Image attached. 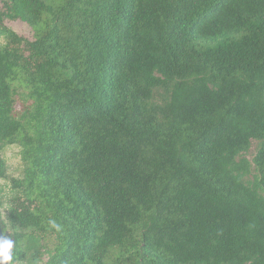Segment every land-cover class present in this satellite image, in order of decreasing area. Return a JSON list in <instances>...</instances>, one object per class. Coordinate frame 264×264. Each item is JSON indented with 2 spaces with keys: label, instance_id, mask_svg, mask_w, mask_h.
<instances>
[{
  "label": "trees",
  "instance_id": "obj_1",
  "mask_svg": "<svg viewBox=\"0 0 264 264\" xmlns=\"http://www.w3.org/2000/svg\"><path fill=\"white\" fill-rule=\"evenodd\" d=\"M0 20L15 264H264V0H0Z\"/></svg>",
  "mask_w": 264,
  "mask_h": 264
},
{
  "label": "rangeland",
  "instance_id": "obj_2",
  "mask_svg": "<svg viewBox=\"0 0 264 264\" xmlns=\"http://www.w3.org/2000/svg\"><path fill=\"white\" fill-rule=\"evenodd\" d=\"M5 25L12 28L17 34L27 38L32 39L33 33L31 28L25 23L17 21H4ZM2 42V41H0ZM13 110L14 113H19L23 106L27 103L24 98V93L21 89L15 95ZM258 142L252 140L251 146L248 152L245 154L248 159H251L256 152ZM2 158L5 162V177L0 178V212L2 217L5 218L8 212V200L11 197L12 190L10 186V179L20 178L23 174V166L19 156V148L15 145L6 146L1 152ZM48 257V251H44L42 254V260H46Z\"/></svg>",
  "mask_w": 264,
  "mask_h": 264
},
{
  "label": "clouds",
  "instance_id": "obj_3",
  "mask_svg": "<svg viewBox=\"0 0 264 264\" xmlns=\"http://www.w3.org/2000/svg\"><path fill=\"white\" fill-rule=\"evenodd\" d=\"M49 223L53 228H58L54 221ZM12 235L11 231L0 232V264H15L17 254L13 250L16 241L12 239Z\"/></svg>",
  "mask_w": 264,
  "mask_h": 264
},
{
  "label": "flooded vegetation",
  "instance_id": "obj_4",
  "mask_svg": "<svg viewBox=\"0 0 264 264\" xmlns=\"http://www.w3.org/2000/svg\"><path fill=\"white\" fill-rule=\"evenodd\" d=\"M3 26V22L0 20V29L2 28Z\"/></svg>",
  "mask_w": 264,
  "mask_h": 264
},
{
  "label": "water",
  "instance_id": "obj_5",
  "mask_svg": "<svg viewBox=\"0 0 264 264\" xmlns=\"http://www.w3.org/2000/svg\"><path fill=\"white\" fill-rule=\"evenodd\" d=\"M0 232H3L2 226H1V221H0Z\"/></svg>",
  "mask_w": 264,
  "mask_h": 264
}]
</instances>
